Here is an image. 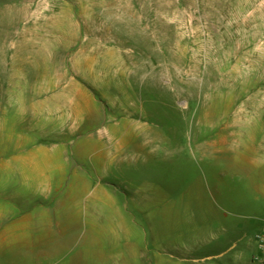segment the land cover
Here are the masks:
<instances>
[{
	"label": "rangeland",
	"instance_id": "obj_1",
	"mask_svg": "<svg viewBox=\"0 0 264 264\" xmlns=\"http://www.w3.org/2000/svg\"><path fill=\"white\" fill-rule=\"evenodd\" d=\"M40 85L57 111L5 109L3 88ZM18 136L101 191L105 264H252L264 0H0V166Z\"/></svg>",
	"mask_w": 264,
	"mask_h": 264
},
{
	"label": "crops",
	"instance_id": "obj_2",
	"mask_svg": "<svg viewBox=\"0 0 264 264\" xmlns=\"http://www.w3.org/2000/svg\"><path fill=\"white\" fill-rule=\"evenodd\" d=\"M50 93L42 85L2 89L5 109H17L23 122L59 109L52 97L44 105L42 96ZM26 94L39 97L25 104L20 96ZM3 142L14 151L0 166V264H105L106 201L101 191L97 201L89 200L86 172L64 165L70 164L67 147L59 151L57 143L24 136Z\"/></svg>",
	"mask_w": 264,
	"mask_h": 264
},
{
	"label": "built area",
	"instance_id": "obj_3",
	"mask_svg": "<svg viewBox=\"0 0 264 264\" xmlns=\"http://www.w3.org/2000/svg\"><path fill=\"white\" fill-rule=\"evenodd\" d=\"M254 239L257 245V251L252 255V264H264V220L256 232Z\"/></svg>",
	"mask_w": 264,
	"mask_h": 264
},
{
	"label": "bare ground",
	"instance_id": "obj_4",
	"mask_svg": "<svg viewBox=\"0 0 264 264\" xmlns=\"http://www.w3.org/2000/svg\"><path fill=\"white\" fill-rule=\"evenodd\" d=\"M90 64V63H89ZM91 66V65H90Z\"/></svg>",
	"mask_w": 264,
	"mask_h": 264
}]
</instances>
